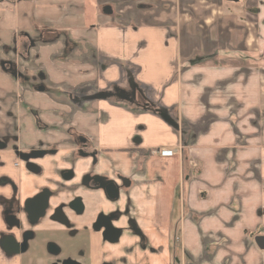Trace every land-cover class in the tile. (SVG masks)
<instances>
[{"label":"crops","instance_id":"0c3cea01","mask_svg":"<svg viewBox=\"0 0 264 264\" xmlns=\"http://www.w3.org/2000/svg\"><path fill=\"white\" fill-rule=\"evenodd\" d=\"M43 230L81 264H264V0H0V264H49Z\"/></svg>","mask_w":264,"mask_h":264},{"label":"water","instance_id":"95a60500","mask_svg":"<svg viewBox=\"0 0 264 264\" xmlns=\"http://www.w3.org/2000/svg\"><path fill=\"white\" fill-rule=\"evenodd\" d=\"M100 186L105 188L106 196L109 199L113 200L118 197V188L114 182H111V181L102 182L101 181ZM44 206H45V202L41 206V209H43ZM71 207L74 210L80 211L82 209V204L80 200L77 199L71 203ZM38 214H41V212ZM110 220L111 218L108 216H99L97 219V222L95 223L94 228L96 229L103 228V237L110 242H114L117 240L119 236V229L115 228L111 224ZM255 242L259 246V248L264 249V236L256 237ZM24 249H25V243H22L21 245L15 244L11 250H13L14 252H19V251H23ZM58 251H59V248L55 246L54 244L48 245V252L52 254H57ZM51 264H57V263H51ZM60 264H81V263L76 260L67 258V259H64Z\"/></svg>","mask_w":264,"mask_h":264},{"label":"rangeland","instance_id":"374dc122","mask_svg":"<svg viewBox=\"0 0 264 264\" xmlns=\"http://www.w3.org/2000/svg\"><path fill=\"white\" fill-rule=\"evenodd\" d=\"M39 235V242L42 240V246L40 247L42 249L41 251H35L37 252L39 255H42L43 257L48 259L49 263L52 262H58L60 260H63L64 258H69L72 257L70 248L72 246H70L67 243V236L65 233H63V239H58L59 237V232L57 231H44L38 233ZM49 243H54L56 245H58L60 252L57 255H51L47 252V245ZM32 250V249H31ZM34 253H32V255L34 256ZM31 257V255H29ZM32 258V257H31ZM44 263H46V261H44ZM32 264V263H31Z\"/></svg>","mask_w":264,"mask_h":264},{"label":"built area","instance_id":"2783aa9c","mask_svg":"<svg viewBox=\"0 0 264 264\" xmlns=\"http://www.w3.org/2000/svg\"><path fill=\"white\" fill-rule=\"evenodd\" d=\"M179 150H181V147H179ZM159 153L162 155V156H171L175 153V150H171V149H162V150H159Z\"/></svg>","mask_w":264,"mask_h":264},{"label":"flooded vegetation","instance_id":"af4514ba","mask_svg":"<svg viewBox=\"0 0 264 264\" xmlns=\"http://www.w3.org/2000/svg\"><path fill=\"white\" fill-rule=\"evenodd\" d=\"M47 249H48V246H47ZM51 254H52V253H51ZM56 255H57V254H56ZM62 261H63V260H60V261H58V262H52V263L60 264ZM49 264H51V263H49Z\"/></svg>","mask_w":264,"mask_h":264}]
</instances>
